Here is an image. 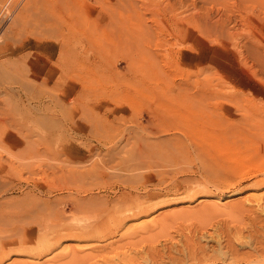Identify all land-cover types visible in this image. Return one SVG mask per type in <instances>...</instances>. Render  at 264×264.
Instances as JSON below:
<instances>
[{
	"label": "rangeland",
	"instance_id": "1",
	"mask_svg": "<svg viewBox=\"0 0 264 264\" xmlns=\"http://www.w3.org/2000/svg\"><path fill=\"white\" fill-rule=\"evenodd\" d=\"M0 163V264L248 249L264 227V0H0Z\"/></svg>",
	"mask_w": 264,
	"mask_h": 264
},
{
	"label": "bare ground",
	"instance_id": "2",
	"mask_svg": "<svg viewBox=\"0 0 264 264\" xmlns=\"http://www.w3.org/2000/svg\"><path fill=\"white\" fill-rule=\"evenodd\" d=\"M63 1V0H62ZM65 1V0H64ZM54 3V2H53ZM56 3V2H55ZM34 4V3H33ZM31 5V4H30ZM51 5V4H50ZM53 5V4H52ZM56 6V5H55ZM28 9V8H27ZM26 9V10H27ZM24 11V10H23ZM16 15H18V14H16ZM22 15V14H21ZM15 19H16V17H14ZM14 19V20H15ZM16 20H18V19H16ZM17 22V21H16ZM18 23V22H17ZM25 40H27V39H25ZM64 40V39H63ZM18 43V42H17ZM16 43V44H17ZM22 44H25V42H23ZM21 44V45H22ZM16 46V45H15ZM25 46V45H24ZM22 47V46H21ZM2 50V49H1ZM14 50V49H13ZM13 50H10V52L11 51H13ZM9 52V51H8ZM19 53V52H18ZM15 54V53H14ZM19 55H21L22 56V53H20ZM22 133V132H21ZM22 137V136H21ZM25 144H23L22 143V146H20V147H23ZM21 150H22V148H21ZM141 152H143V151H141ZM144 154V153H143ZM1 164V163H0ZM189 193V192H188ZM187 193V194H188ZM195 193V192H194ZM190 194H191V192H190ZM201 195L202 196H205V195H211L210 193H207V192H204V193H201ZM142 196V195H141ZM181 196V195H180ZM189 196V195H188ZM191 196V195H190ZM140 197V196H139ZM143 197V196H142ZM206 197V196H205ZM141 198V197H140ZM189 199H190V197H188ZM261 198H263V196L261 197ZM143 199V198H142ZM202 199V198H201ZM206 199V198H205ZM176 200V199H175ZM206 200H208V199H206ZM209 200H211L210 199V197H209ZM257 200V199H256ZM259 200H260V198H259ZM155 201V200H154ZM255 201V200H254ZM263 201H264V199H263ZM149 202V201H148ZM213 202V201H212ZM257 202V201H256ZM161 203H163V202H161ZM211 203V202H210ZM259 203V202H258ZM262 203V202H261ZM144 204V203H143ZM148 204V203H147ZM158 204V203H157ZM156 204V205H157ZM160 204V203H159ZM205 204V203H204ZM213 204H214V202H213ZM238 204V203H237ZM244 204V203H243ZM140 205V204H139ZM145 205V204H144ZM152 205V204H151ZM200 205V204H199ZM207 205V204H206ZM210 205H212V204H210ZM216 205V204H215ZM214 205V207H216V209H218L219 207H221V206H219L218 204H217V206H218V208H217V206H215ZM227 205V204H226ZM229 205H230V203H229ZM234 205H235V202H234ZM234 205H232V206H234ZM250 205H253V204H250ZM248 206V207H251V206ZM255 205V204H254ZM261 205V206H260ZM263 205H264V202H263V204H259L258 206L259 207H263ZM108 206V205H107ZM149 206V205H148ZM153 206H155V205H153ZM195 206H197V205H195ZM243 206V205H242ZM103 207V206H102ZM111 207V206H110ZM134 207V206H133ZM133 207H130V206H128V207H126V210H125V208H123L125 211H130L131 210V212H132V214H133V212L135 211L134 210V208ZM235 207V206H234ZM237 207V206H236ZM257 207V206H256ZM255 207V209L257 210V208ZM205 208H207V207H204L203 209L204 210H206ZM222 208V207H221ZM251 208H253V206L251 207ZM136 209V208H135ZM202 209V208H201ZM207 209H209L210 211L211 210H213L211 207L210 208H207ZM243 209V208H242ZM254 209V208H253ZM260 209V208H259ZM259 209H258V211H259ZM263 209V208H262ZM100 210V209H99ZM134 210V211H133ZM144 210V209H143ZM208 210V211H209ZM215 210V209H214ZM246 210V209H245ZM248 210V209H247ZM264 210V209H263ZM171 211V210H170ZM169 211V212H170ZM187 211V210H186ZM192 211V210H191ZM190 211V212H191ZM250 211V210H249ZM254 211V210H253ZM141 212L142 211H139V213L138 214H141ZM199 212H200V210H199ZM257 211H255V213H256ZM136 213V212H135ZM134 213V214H135ZM168 213V212H167ZM175 213V212H174ZM255 213H253V214H255ZM102 214V213H101ZM124 214H127V212L126 213H124ZM178 214V213H177ZM258 214V213H257ZM256 214V215H257ZM130 215H131V213H130ZM160 215V214H159ZM169 215H170V213H169ZM171 216V215H170ZM174 216V215H173ZM172 216V217H173ZM260 216V217H259ZM124 217V216H123ZM131 217V216H130ZM158 217V216H157ZM164 217V219L163 220H165V218H167V217H165V216H163ZM162 217V218H163ZM253 218H255L254 217V215L252 216ZM258 220L256 219H254L256 222L258 221L259 223L261 222H263L264 223V215H259L258 214ZM256 217V218H257ZM125 218V217H124ZM151 218V217H150ZM162 218L160 219L159 217L157 218V219H159V221L158 222H163V220H162ZM176 218V217H175ZM260 218V219H259ZM155 219V218H154ZM154 219H151L150 221H149V223H151V225H152V222L153 223H155L156 224V222L154 221ZM168 219V218H167ZM173 219H174V217H173ZM62 220V219H61ZM125 220V219H124ZM161 220V221H160ZM169 220V219H168ZM171 220V219H170ZM58 221V220H57ZM152 221V222H151ZM255 221H253V223L255 222ZM64 222V221H63ZM166 222V221H165ZM164 222V223H165ZM255 222V223H256ZM60 223H62L61 221H60ZM59 223V224H60ZM167 223V222H166ZM240 223V222H239ZM253 224V225H255L256 226V224ZM146 224V223H145ZM162 224V223H161ZM168 224H169V222H168ZM56 225H58V223L56 224ZM64 225H66V224H64ZM95 224H93V225H90L89 224V226H86V228H84L83 230L85 231H94L95 233H98V232H100L99 230L100 229H97L96 228V226H94ZM158 226H159V224H157ZM165 225V224H164ZM163 224H162V226H164ZM97 226H98V224H97ZM133 225H131L130 227H132ZM161 226V225H160ZM246 226H248L247 224H246ZM57 227V226H56ZM61 227H68V226H63V223L61 224ZM135 227V226H134ZM165 227V226H164ZM164 227H161V228H164ZM259 227L260 228H258V225H257V227H254V229L253 230H255V232L254 233H252L253 231L252 230H250V232H251V234H249L250 236H248V238L249 239H245L244 238V241H245V243L247 244V245H249L250 247L248 248V249H243V248H238L237 246L235 247V243L233 242V240L231 239V238H227V237H225V238H227L226 239V242H227V244H226V246H227V249L225 248L224 250H223V252L224 253H222V254H220V255H222V257H220V262H216V261H214V260H212V262H208V263H206V264H264V227H263V225H261V224H259ZM261 227H263V228H261ZM59 228V227H58ZM125 228H127V227H125ZM157 228H159V227H157ZM240 228V227H239ZM248 228V227H247ZM103 229H105V228H103ZM118 229V228H117ZM131 229V228H130ZM147 229V228H146ZM102 230V229H101ZM107 230V229H106ZM109 230H112V229H109ZM138 230H140V229H138ZM143 229H141V231H142ZM116 231V230H115ZM144 231V230H143ZM110 232H112V231H110ZM138 232V231H137ZM249 232V233H250ZM122 233V232H121ZM134 233V232H133ZM142 233V232H141ZM145 233V232H144ZM71 234V233H70ZM103 234V233H102ZM123 234V233H122ZM122 234H120V236L122 235ZM228 234H230L229 232H228ZM106 235V234H105ZM132 235V234H131ZM233 235V234H232ZM50 236H51V234H50ZM66 236V235H65ZM64 236V237H65ZM71 236V235H70ZM84 236V235H83ZM108 236V235H107ZM111 237H109L108 236V238H110V239H108V241H106L104 244H108V243H112L113 241H114V239H113V235H110ZM213 236V235H212ZM227 236V235H226ZM231 236V235H230ZM48 237H49V235H48ZM47 237V238H48ZM52 237V236H51ZM67 237H69V235L67 236ZM130 237V236H129ZM232 237V236H231ZM115 238V237H114ZM117 238V237H116ZM115 238V239H116ZM47 240H49V239H47ZM51 240H53V239H51ZM77 240V239H76ZM50 241V240H49ZM216 241V240H215ZM240 241H242V240H240ZM244 241H243V243H244ZM50 243H52L51 241H50ZM94 243V242H93ZM101 243V242H100ZM191 243V242H190ZM189 243V244H190ZM197 243L199 244L200 242L199 241H197ZM221 243V242H220ZM239 242H237V244H238ZM242 243V242H241ZM242 244L241 246L242 247H244V246H246V244ZM70 244V243H69ZM77 244V243H76ZM97 244V243H96ZM113 244V243H112ZM193 244H195V243H193ZM44 245V244H43ZM56 245V244H55ZM55 245H53V247L55 246ZM77 245H79V244H77ZM149 245V244H148ZM153 245V244H152ZM202 245H203V247L201 246V245H199V247L202 249V250H204V251H206V247H208L207 245H206V247H205V244H203L202 243ZM244 245V246H243ZM75 246V245H74ZM100 246V245H99ZM104 246V245H103ZM122 246V245H121ZM154 246V245H153ZM191 246V244L190 245H187L186 246V248L187 247H189V248H187L186 250L188 251V249L189 250H192L193 248V245H192V247H190ZM225 246V245H224ZM225 246V247H226ZM76 247L77 246H75V247H73V250H72V252H71V254L72 255H70V254H68V255H70L71 256V258H73V259H83V260H87L88 258L90 259V256H91V258L92 257H94V255L95 254H97L98 255V253H99V251H98V253H93L92 251L90 252V251H88V253L87 252H82V250H80V249H76ZM151 247V246H150ZM195 247V246H194ZM206 249H205V248ZM219 247H221L222 248V243L220 244V246ZM47 249H50L51 248V245L50 244H48V246L46 247ZM63 248H65V247H63ZM71 248H72V246H71ZM101 249L103 248V247H100ZM105 248V247H104ZM157 248V247H156ZM166 248V247H165ZM190 248H192V249H190ZM213 248H214V246H213ZM245 248H247V247H245ZM42 249V248H41ZM52 249V248H51ZM94 250H101V249H99V248H93ZM148 249V248H147ZM151 249V248H150ZM152 249H154V248H152ZM158 249V248H157ZM168 249H171V248H168ZM167 249V253H169V251L170 250H168ZM177 247H176V251H177ZM209 249H211V248H209ZM216 250L215 251H217L218 249L217 248H215ZM45 250V249H44ZM70 250V249H69ZM138 250V249H137ZM146 250V249H145ZM178 250H182L181 251V253L183 252V256L184 255H188V253L186 254V252H184V249H178ZM213 250V249H212ZM211 250V251H212ZM4 251V250H3ZM56 251V250H55ZM148 251H149V249H148ZM151 251V250H150ZM154 251V250H153ZM160 251V250H159ZM159 251H155V252H159ZM164 251V250H163ZM172 252H173V250H171ZM175 251V248H174V252L175 253H177V252H179V251H177L176 252ZM193 251V250H192ZM221 251V250H220ZM45 252V251H44ZM44 252H42V253H44ZM54 252V250L52 251V253ZM101 252H102V250H101ZM141 252V251H140ZM166 252H164V254L166 253ZM207 252V251H206ZM46 253H48V250H47V252ZM55 253V252H54ZM53 253V254H54ZM166 253V254H167ZM196 254V252H193V253H191V255H193V254ZM205 253V252H204ZM221 253V252H220ZM41 254V253H40ZM53 254H51V255H53ZM131 254H132V252H131ZM137 254V253H136ZM147 254V253H146ZM149 254H150V252H149ZM153 255H155L154 254V252L152 253ZM160 254V253H159ZM164 254H163V257H164ZM170 254V253H169ZM168 254V255H169ZM172 254V253H171ZM171 254H170V256L169 257H171ZM5 254H0V256L1 257H3ZM45 255V254H44ZM49 255V254H48ZM48 255H46V256H48ZM133 255V254H132ZM156 255H158V254H156ZM161 255H162V253H161ZM159 256V258H161V260L160 261H158L157 262V258H155V259H153V263L152 264H167V262L165 263V261H166V259H164L162 256ZM167 255V256H168ZM175 255V254H174ZM173 255V257H175L176 255H178V254H176L175 256ZM189 255H190V252H189ZM188 255V256H189ZM190 255V256H191ZM210 256H211V254H209ZM208 255V256H209ZM50 256V255H49ZM49 256L48 257H46V258H48L49 259ZM96 256V255H95ZM142 256H144V255H142ZM146 256V255H145ZM157 256V257H158ZM180 256H181V254H180ZM179 256V258H177V256H176V258H177V260H178V262L175 260V258H174V260L176 261V264L178 263H183L182 261L180 262V260H181V258H183V257H180ZM195 256H198L197 254L195 255ZM51 257V256H50ZM135 257H136V255H135ZM147 257V256H146ZM153 256L151 255V258H152ZM173 257H171V258H173ZM130 258V257H129ZM132 258H134V255L132 256ZM167 258V257H166ZM170 258V260L172 261V259ZM211 258H212V256H211ZM147 259V258H146ZM168 259V258H167ZM186 259H190L189 257L187 258V256H186ZM207 259V258H206ZM1 260H2V258H1ZM152 260V259H151ZM173 260V261H174ZM184 261H185V258L183 259ZM210 260V259H209ZM50 261H52V260H50ZM174 261V262H175ZM131 262V261H130ZM152 262V261H151ZM144 264V263H143ZM170 264V263H169ZM183 264H187V263H183ZM190 264H196V263H193V261L190 263ZM200 264V263H199ZM204 264V263H203Z\"/></svg>",
	"mask_w": 264,
	"mask_h": 264
}]
</instances>
